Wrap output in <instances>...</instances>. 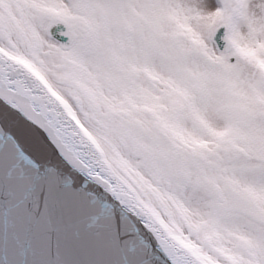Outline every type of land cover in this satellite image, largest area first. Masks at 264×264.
Segmentation results:
<instances>
[{"label": "snow or ice", "instance_id": "snow-or-ice-1", "mask_svg": "<svg viewBox=\"0 0 264 264\" xmlns=\"http://www.w3.org/2000/svg\"><path fill=\"white\" fill-rule=\"evenodd\" d=\"M0 264H264V0H0Z\"/></svg>", "mask_w": 264, "mask_h": 264}]
</instances>
